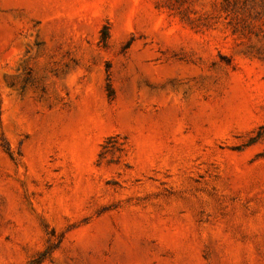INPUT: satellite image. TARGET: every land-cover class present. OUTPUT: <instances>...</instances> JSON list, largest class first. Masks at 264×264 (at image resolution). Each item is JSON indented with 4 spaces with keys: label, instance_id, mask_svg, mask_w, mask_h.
<instances>
[{
    "label": "rangeland",
    "instance_id": "374dc122",
    "mask_svg": "<svg viewBox=\"0 0 264 264\" xmlns=\"http://www.w3.org/2000/svg\"><path fill=\"white\" fill-rule=\"evenodd\" d=\"M0 264H264V0H0Z\"/></svg>",
    "mask_w": 264,
    "mask_h": 264
},
{
    "label": "trees",
    "instance_id": "16d2710c",
    "mask_svg": "<svg viewBox=\"0 0 264 264\" xmlns=\"http://www.w3.org/2000/svg\"><path fill=\"white\" fill-rule=\"evenodd\" d=\"M261 137H262V136H261V134L259 133L258 136H256L255 139H254L253 141H257V140L261 139Z\"/></svg>",
    "mask_w": 264,
    "mask_h": 264
}]
</instances>
